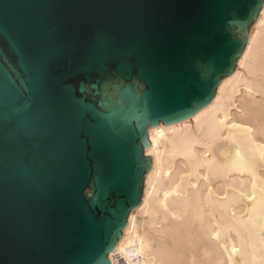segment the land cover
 <instances>
[{
    "label": "water",
    "instance_id": "1",
    "mask_svg": "<svg viewBox=\"0 0 264 264\" xmlns=\"http://www.w3.org/2000/svg\"><path fill=\"white\" fill-rule=\"evenodd\" d=\"M264 0H0V264H111L148 128L232 73Z\"/></svg>",
    "mask_w": 264,
    "mask_h": 264
},
{
    "label": "bare ground",
    "instance_id": "2",
    "mask_svg": "<svg viewBox=\"0 0 264 264\" xmlns=\"http://www.w3.org/2000/svg\"><path fill=\"white\" fill-rule=\"evenodd\" d=\"M148 141L111 264H264V4L210 103Z\"/></svg>",
    "mask_w": 264,
    "mask_h": 264
}]
</instances>
